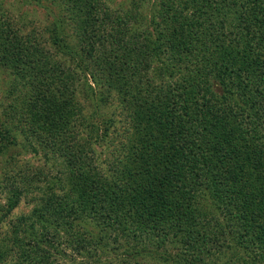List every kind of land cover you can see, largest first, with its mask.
Masks as SVG:
<instances>
[{"label":"trees","instance_id":"16d2710c","mask_svg":"<svg viewBox=\"0 0 264 264\" xmlns=\"http://www.w3.org/2000/svg\"><path fill=\"white\" fill-rule=\"evenodd\" d=\"M85 1L66 5L67 11H78L76 34L82 38L90 29H84L88 19L82 14L95 10L100 22L88 32L91 45L82 46L90 58L87 61L82 53L83 71L98 84L110 76V85L124 97L125 91L133 94L128 103L135 107L129 115L127 151L113 167V180L103 179L102 169L82 172L85 143L77 150L71 144L57 148L65 151L67 167L82 175L78 191L67 195L71 205L53 201L46 207L68 225L65 237H76L73 240L80 245L89 242L85 231H77L88 222L78 216L86 206L91 208L87 215L116 230L127 228L119 222L126 216L131 232L139 233L143 244L157 230L160 257L168 256V247L179 250L170 257L175 264H264V0H156L159 20L152 30L136 28L130 38L123 30L137 20V7L122 17L104 9L102 1ZM68 24L62 23L64 34ZM32 38L37 42L39 37L31 33L27 48L40 53L36 59L47 63L44 70L52 77L60 76L68 57L78 56L62 43L61 33L53 39L55 52L39 48ZM154 56L158 65L151 63ZM225 77L229 83L220 95L214 94L213 79ZM30 86L20 108L34 104L39 111L40 102L48 98L45 92L52 93L50 82L40 77ZM67 90L70 93L65 90L62 97L77 108L70 95L75 89ZM58 109L67 118L65 125L73 127L76 119L65 115L66 108ZM3 122L0 140L4 132L11 133ZM40 130L51 133L55 126L47 129L42 124ZM57 135L52 133L53 138ZM214 207L223 219L207 212ZM49 237L53 248L69 241L58 232ZM18 239L21 253L8 264L26 259L31 264H55L58 254L48 252L39 241L28 240L27 248Z\"/></svg>","mask_w":264,"mask_h":264},{"label":"rangeland","instance_id":"374dc122","mask_svg":"<svg viewBox=\"0 0 264 264\" xmlns=\"http://www.w3.org/2000/svg\"><path fill=\"white\" fill-rule=\"evenodd\" d=\"M64 1L66 0H0V59L5 61L4 64L0 63V132L5 129L3 121L10 125L11 132L9 135L4 132L3 140H0V252L4 253L0 264L17 261L21 253L20 244L15 242L17 238L23 240L22 247H30L28 240L32 243L37 240L48 252L58 254L55 264L72 262L74 264H175L170 257L176 255L179 251L177 248L168 247V256L162 255V259L159 253L161 249L156 242L159 239L158 231L151 233L152 236H148L143 244L139 242L140 234L131 232L126 216H121L119 222L126 223L127 228L116 230L103 221L101 226L95 216L86 214L85 211L91 208L84 206L78 216H84L88 222L77 231H85L84 235L89 242L80 245L74 242L76 237H65L69 236L66 233L69 229L66 222L46 209L53 201L71 205L67 195L71 193L73 195L78 191L82 178L79 169L67 167V160L62 155V151H65L57 148L62 144H71V148L77 150L84 147L85 143L87 157L84 153L85 158L81 162L82 172L92 173L94 168L102 169L101 173L105 172L102 178L113 180L116 172L113 167H117L127 151L126 145L129 144L127 137L130 133L129 115L135 107L134 103H128L133 94L125 91L124 97L117 87L110 85L113 80L110 76L105 80L101 78V83L98 84L91 74L83 71L82 53L87 61H90V58L87 57L86 51L83 52L82 46L91 45L88 32L96 24L100 25V22L98 23L95 10L88 16L82 14L88 19L84 29L90 26L87 34L82 38L78 32L76 34L81 20L79 14H75L78 11L76 9L75 12L70 8L67 11L66 5L86 1L70 0L69 4ZM98 1H102L104 9H109L114 16L116 14L127 16L126 14L131 13L132 10H137L136 7L139 9L135 23L126 25L123 30L127 38L141 27L152 30L153 22H157L160 18L159 16L157 18L159 11L154 10L156 0ZM100 15L102 14H98ZM65 22L69 23L66 34L62 32V23ZM31 33L39 37L36 41L40 44L32 38L35 45L41 49L48 47L52 52L57 51L53 39L61 33L64 40L62 43L65 42L70 47V51L76 52L78 56L70 55L67 64L62 66L60 76L58 74L52 77L48 69L44 70L47 63L41 58L36 59L40 53H35L32 47L27 48ZM153 40L154 37L151 38V41ZM13 47H18L19 50L14 52ZM59 55L62 56L61 53ZM159 59L164 61L166 58ZM151 63L158 65L160 62L154 56ZM153 72L154 68L151 74ZM65 73L67 78H64ZM95 73L99 75L96 70ZM40 77L49 80L52 93L45 92L48 98L40 102L39 111L34 110V104H26L28 106L24 105L21 109L24 95L31 93L30 85H34ZM228 79L230 78L213 79L214 94L222 93L224 84L229 83ZM69 86L70 89H75L74 95H70L77 108L68 106L70 101L62 97L65 96V90L70 93L67 90ZM58 108H66L65 115L76 119L73 127L65 125L68 122L67 118L63 110L59 111ZM262 119L264 121V117ZM42 124L47 129H53L55 126V130L44 133L40 130ZM32 128L36 131L33 132ZM52 133L58 135L53 138ZM146 179L145 175L144 181ZM75 206L78 207V203ZM207 212L210 215H219L221 219L224 218L215 207L208 209ZM127 217L132 218L130 215ZM15 229H18V232H15ZM57 232L69 241L53 248L49 236ZM159 259L162 263H158ZM19 264L31 263L26 259Z\"/></svg>","mask_w":264,"mask_h":264}]
</instances>
